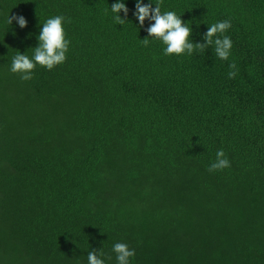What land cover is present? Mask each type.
Here are the masks:
<instances>
[{
  "label": "trees",
  "instance_id": "16d2710c",
  "mask_svg": "<svg viewBox=\"0 0 264 264\" xmlns=\"http://www.w3.org/2000/svg\"><path fill=\"white\" fill-rule=\"evenodd\" d=\"M115 2L0 0V264H117L118 242L129 264H264V0H163L189 42L229 20L226 61L144 46L150 22L123 0L116 24ZM57 15L66 61L20 80L13 57Z\"/></svg>",
  "mask_w": 264,
  "mask_h": 264
},
{
  "label": "clouds",
  "instance_id": "9594fccd",
  "mask_svg": "<svg viewBox=\"0 0 264 264\" xmlns=\"http://www.w3.org/2000/svg\"><path fill=\"white\" fill-rule=\"evenodd\" d=\"M163 0H157L153 8L152 2L145 4L142 0H135V11L133 16L139 22L140 27L144 26L145 20H148L149 26L145 29L147 37L142 40L144 46L149 44L148 37L154 41H160L165 45L164 55H183L191 56L194 51L203 52L207 47L214 45L215 55L220 60H228L232 48V40L229 36L223 35L229 28L231 22L224 20L216 22L207 27V31L203 35V43L189 42V36L192 29L185 25L181 16H177L174 11L161 12ZM128 8L123 0L111 5L113 13V21L116 24L123 25L127 20ZM124 13V18L119 15ZM107 15V9L105 10ZM64 17L61 15L54 16L46 20L42 25L37 36L38 44L33 48V55L29 58L20 52L15 55L11 62L10 71L19 76L20 80L28 81L32 79V71L37 65L51 71L57 65L63 64L67 57L66 53L69 47V40L65 39L63 28ZM15 20L20 28L27 26V21L23 16L12 15L7 18V23L12 24ZM230 69H235V62L229 64ZM237 75L236 71L228 73L229 79H234ZM215 161L211 163L207 169L210 173L223 170L230 167V161L225 157L223 149L215 153ZM117 264H129V258L135 256V250L129 249L125 243H115L112 248ZM103 254L97 253L96 249H92L87 254V264H104ZM111 259V257H108Z\"/></svg>",
  "mask_w": 264,
  "mask_h": 264
}]
</instances>
